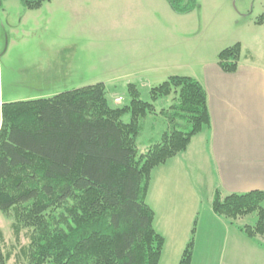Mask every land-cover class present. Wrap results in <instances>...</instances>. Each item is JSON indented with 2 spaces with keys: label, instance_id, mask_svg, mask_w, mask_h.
Returning <instances> with one entry per match:
<instances>
[{
  "label": "trees",
  "instance_id": "obj_1",
  "mask_svg": "<svg viewBox=\"0 0 264 264\" xmlns=\"http://www.w3.org/2000/svg\"><path fill=\"white\" fill-rule=\"evenodd\" d=\"M19 1L38 9L47 0ZM166 1L183 15L196 6L194 0ZM240 52L238 43L221 50L218 67L234 73ZM128 86L123 107L109 105L102 83L1 104L0 211L12 214L16 237L29 231L20 249L27 264H159L165 240L146 203L151 174L209 126L207 95L191 77L172 76L152 87L150 102ZM171 95L172 104L160 110L166 130L139 153L140 121L154 112V102ZM263 203L262 191L217 190L211 209L230 223L255 213V222L239 229L249 239L263 238ZM193 235L194 227L177 264H190ZM1 242L0 233V264H8L11 253Z\"/></svg>",
  "mask_w": 264,
  "mask_h": 264
},
{
  "label": "rangeland",
  "instance_id": "obj_2",
  "mask_svg": "<svg viewBox=\"0 0 264 264\" xmlns=\"http://www.w3.org/2000/svg\"><path fill=\"white\" fill-rule=\"evenodd\" d=\"M0 1V103L48 98L97 82L104 83L110 106L128 105L130 84L150 102L152 87L172 76L199 79L221 50L237 43L240 65L264 69V0H194L195 8L185 15L166 0H47L38 9ZM172 98L154 102V112L140 121L139 153L166 130L160 110ZM122 121L129 122L130 115ZM255 219L252 213L233 225H252ZM12 223V214L0 211L3 251L11 253L8 264H27L20 249L29 231L16 237ZM200 241L205 247L203 235ZM160 264H167V256Z\"/></svg>",
  "mask_w": 264,
  "mask_h": 264
},
{
  "label": "crops",
  "instance_id": "obj_3",
  "mask_svg": "<svg viewBox=\"0 0 264 264\" xmlns=\"http://www.w3.org/2000/svg\"><path fill=\"white\" fill-rule=\"evenodd\" d=\"M193 79L206 92L209 126L184 153L152 171L146 195L153 227L165 240L159 264L166 256L167 264L178 263L194 221L190 264H264V241L247 238L211 209L217 190L223 195L264 192V69L238 63L234 73H225L216 62ZM151 191L162 199H151Z\"/></svg>",
  "mask_w": 264,
  "mask_h": 264
},
{
  "label": "built area",
  "instance_id": "obj_4",
  "mask_svg": "<svg viewBox=\"0 0 264 264\" xmlns=\"http://www.w3.org/2000/svg\"><path fill=\"white\" fill-rule=\"evenodd\" d=\"M0 125H1V104H0Z\"/></svg>",
  "mask_w": 264,
  "mask_h": 264
}]
</instances>
